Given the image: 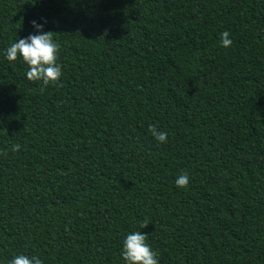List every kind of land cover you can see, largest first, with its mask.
Instances as JSON below:
<instances>
[{
  "label": "trees",
  "instance_id": "1",
  "mask_svg": "<svg viewBox=\"0 0 264 264\" xmlns=\"http://www.w3.org/2000/svg\"><path fill=\"white\" fill-rule=\"evenodd\" d=\"M33 21L43 91L6 58ZM134 231L158 264H264V0H0V264H127Z\"/></svg>",
  "mask_w": 264,
  "mask_h": 264
},
{
  "label": "clouds",
  "instance_id": "2",
  "mask_svg": "<svg viewBox=\"0 0 264 264\" xmlns=\"http://www.w3.org/2000/svg\"><path fill=\"white\" fill-rule=\"evenodd\" d=\"M38 34L29 35L26 38H17L6 49V58L8 61H16L18 56L28 65L29 70L26 73L28 81L42 82L41 91L44 86L50 83L59 81L62 70L57 63V53L60 44L54 39L57 34L48 31H43V25H38L35 21L32 22ZM221 46L228 48L232 45L230 33L225 31L221 33ZM152 137L159 143L167 142V133L159 130L155 125H149L148 128ZM19 144L12 146V151H19ZM178 188L187 187L189 184V176L187 173H181L175 180ZM148 226L145 221L141 223L140 228L143 229ZM148 235L141 234L140 231H134L128 234L124 240L122 258L127 264H158L156 259L158 253L146 243ZM9 264H42L38 257H27L25 255L15 256Z\"/></svg>",
  "mask_w": 264,
  "mask_h": 264
}]
</instances>
